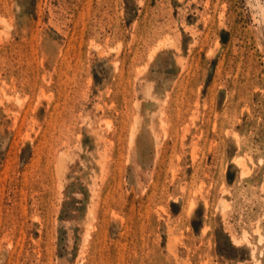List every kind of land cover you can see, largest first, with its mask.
<instances>
[{
    "label": "rangeland",
    "instance_id": "obj_1",
    "mask_svg": "<svg viewBox=\"0 0 264 264\" xmlns=\"http://www.w3.org/2000/svg\"><path fill=\"white\" fill-rule=\"evenodd\" d=\"M0 264H264V0H0Z\"/></svg>",
    "mask_w": 264,
    "mask_h": 264
}]
</instances>
